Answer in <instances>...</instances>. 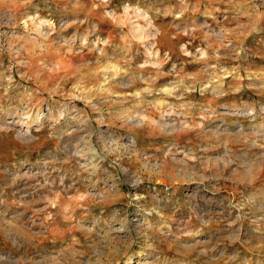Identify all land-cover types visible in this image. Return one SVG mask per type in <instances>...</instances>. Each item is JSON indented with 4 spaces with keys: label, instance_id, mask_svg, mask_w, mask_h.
I'll return each instance as SVG.
<instances>
[{
    "label": "rangeland",
    "instance_id": "rangeland-1",
    "mask_svg": "<svg viewBox=\"0 0 264 264\" xmlns=\"http://www.w3.org/2000/svg\"><path fill=\"white\" fill-rule=\"evenodd\" d=\"M0 264H264V0H0Z\"/></svg>",
    "mask_w": 264,
    "mask_h": 264
}]
</instances>
